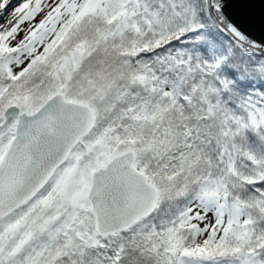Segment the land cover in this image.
I'll list each match as a JSON object with an SVG mask.
<instances>
[{
    "label": "snow or ice",
    "instance_id": "snow-or-ice-1",
    "mask_svg": "<svg viewBox=\"0 0 264 264\" xmlns=\"http://www.w3.org/2000/svg\"><path fill=\"white\" fill-rule=\"evenodd\" d=\"M0 264H264V0H0Z\"/></svg>",
    "mask_w": 264,
    "mask_h": 264
}]
</instances>
